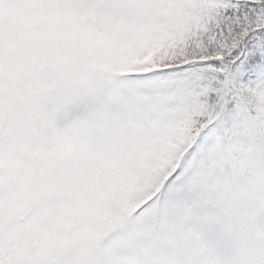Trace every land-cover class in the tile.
<instances>
[{"label": "snow or ice", "instance_id": "obj_1", "mask_svg": "<svg viewBox=\"0 0 264 264\" xmlns=\"http://www.w3.org/2000/svg\"><path fill=\"white\" fill-rule=\"evenodd\" d=\"M0 264H264V0H0Z\"/></svg>", "mask_w": 264, "mask_h": 264}]
</instances>
